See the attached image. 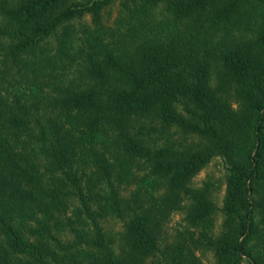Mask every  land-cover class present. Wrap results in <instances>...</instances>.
<instances>
[{"label":"trees","instance_id":"1","mask_svg":"<svg viewBox=\"0 0 264 264\" xmlns=\"http://www.w3.org/2000/svg\"><path fill=\"white\" fill-rule=\"evenodd\" d=\"M117 1L0 0V264H200L161 247L177 211L215 264H264V0H120L106 26ZM13 67L25 100L5 95ZM173 129L198 143L153 137ZM216 157L217 236L190 186ZM108 218L125 223L119 252Z\"/></svg>","mask_w":264,"mask_h":264},{"label":"rangeland","instance_id":"2","mask_svg":"<svg viewBox=\"0 0 264 264\" xmlns=\"http://www.w3.org/2000/svg\"><path fill=\"white\" fill-rule=\"evenodd\" d=\"M76 3L81 4L86 0H75ZM120 10V0L115 2L114 4L108 6L102 12V19L103 23L106 26H111L116 22L118 18ZM154 15L161 18L164 16L162 14V8L156 9ZM0 18V24H1ZM85 21L90 24L91 18H85ZM84 23V22H82ZM4 90L5 95L11 100L12 102L16 99H19L21 96L25 94V96H29V88L24 84L21 76L18 74L17 68L13 67L8 70L6 74V79L4 82ZM37 94V93H35ZM25 100L26 97L23 96ZM236 107V105H234ZM158 143L160 142H169L176 146L179 144H183L184 146H190L193 143L197 144L198 140L192 138L190 136H184L180 133L177 129H173L169 132L168 141L165 137H159L154 135L153 136ZM142 176H136L137 179H133L129 185L124 187L123 196L129 197L131 194L139 189L141 185H139V181ZM227 178H228V171L226 164L222 158L216 157L214 158L201 172L196 175L191 183V188L195 190H202L204 191L212 202L216 206L215 215L212 218L213 223V234L218 235L222 231L223 223H224V216L222 209L224 207V202L226 198L227 192ZM127 188V189H126ZM161 192H154L153 197L158 198L160 197ZM76 204L72 203L71 210L75 209ZM124 222L118 219L108 218L103 220V227L104 231L107 234L109 241L112 243V246L117 252L120 251L122 248V235L125 230ZM198 238V231L191 228L185 222V214L184 211H177L172 213L169 218L164 223V230L162 234V241L161 247L164 250L166 247L171 245L176 246L180 243L186 244L189 248V254L193 258L199 260L200 264H215V257L212 250L207 249L201 246L200 249H197L195 245H193L192 236ZM157 260H148L146 264H157ZM241 264H250L248 261H244Z\"/></svg>","mask_w":264,"mask_h":264}]
</instances>
